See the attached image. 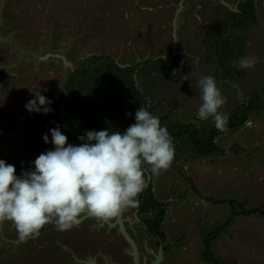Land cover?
<instances>
[{
    "label": "rangeland",
    "instance_id": "rangeland-1",
    "mask_svg": "<svg viewBox=\"0 0 264 264\" xmlns=\"http://www.w3.org/2000/svg\"><path fill=\"white\" fill-rule=\"evenodd\" d=\"M246 1L251 9L244 6ZM256 7L257 21L238 28L245 11L254 16ZM4 21L5 28L0 29V159L13 165L22 154L25 164L15 166L17 175L34 170L32 162L39 156L33 129L41 153L54 147L50 129L59 126L65 135L55 112H29L26 103L35 99L36 92L58 102L70 90L76 95L72 107L82 111L88 105L95 110L92 102H97L98 93L80 89L79 83H92L87 77L96 75L101 63L109 65L101 67L109 74H116V67L124 71L118 85L110 86L111 96L124 92L129 75L147 104L156 106L158 116L167 114L166 122L171 124L193 123L206 131L215 126L211 118L197 116L202 101L196 85L206 75L215 78L226 97L219 111L229 118L242 117V106L256 99L259 107L239 127L215 139L222 153L195 157L185 146L175 147L170 170L149 179L155 197L172 206L160 226L166 247L160 264H211L201 256V237L231 214L227 203L211 200H235L250 209L264 197V0H0V28ZM229 53V58L222 59ZM245 56L257 58L254 68L237 66ZM88 121L89 115L79 122L78 130ZM45 134L49 143L44 142ZM145 176L147 181V172ZM133 209L111 221L112 227L90 217L81 223L87 226L83 233L67 230L66 235L78 238L77 246L84 248L68 245L73 252L62 243L54 222L41 230L40 237L50 243L38 250L35 244L40 237L20 243L15 227L6 221L0 225V264H111L114 259L134 264L133 257L140 251H132L131 237L139 247L144 240L150 245L154 239L148 236L152 213L134 217ZM107 228L115 237L111 242L106 239L100 254L78 251L86 250L87 239L103 235ZM211 250L221 264H264L260 256L264 222L234 217L226 232L212 242Z\"/></svg>",
    "mask_w": 264,
    "mask_h": 264
},
{
    "label": "clouds",
    "instance_id": "clouds-1",
    "mask_svg": "<svg viewBox=\"0 0 264 264\" xmlns=\"http://www.w3.org/2000/svg\"><path fill=\"white\" fill-rule=\"evenodd\" d=\"M257 62L255 56H245L237 66L252 69ZM196 87L202 101L197 116L211 118L216 130L227 133L229 117L219 111L227 100L215 78L203 76ZM51 103L36 92L25 107L48 114L53 111L47 106ZM50 133L54 147L36 157L34 170L17 175L13 165L0 159V225L11 222L20 243L38 238L49 223L63 232L90 217L111 222L138 208L139 195L147 186L146 170L159 176L170 170L175 157L167 127L143 106L135 112V123L123 132L85 130L80 145L69 144L59 126ZM43 139L49 143L47 134Z\"/></svg>",
    "mask_w": 264,
    "mask_h": 264
},
{
    "label": "trees",
    "instance_id": "trees-1",
    "mask_svg": "<svg viewBox=\"0 0 264 264\" xmlns=\"http://www.w3.org/2000/svg\"><path fill=\"white\" fill-rule=\"evenodd\" d=\"M243 6V5H241ZM249 9H251V3L246 1V4ZM246 17L243 14V22L238 25V28L245 26L247 23H252L255 21V15L250 16L247 11H245ZM232 54H225L222 59H227ZM96 58V57H94ZM160 61L162 58H159ZM163 61V60H162ZM167 61V60H166ZM113 62V61H112ZM221 64H224L221 61ZM107 67V64L104 65L101 63L99 68L95 70L96 75H89L87 78L92 83H88L86 86L81 85L80 89H91V92L98 93L97 102H92L95 104V110L87 105L86 110L78 111L76 107H72L73 101L75 98L74 91L68 90L64 96L59 97L58 102H52L48 107L53 109L56 116V122L62 127L63 132L67 136L68 140L72 145H80L85 141H81L79 137L85 133V130H110V131H121L126 130L131 124L135 123V112L140 106L147 108L153 115L158 116L154 111L156 106L150 107L147 104V98L142 94V91L134 86V81L131 76L128 75L127 83L125 84V90L123 93H115L111 96L110 93L111 85H118V80L121 78V74H124V71L121 68L116 67V74H109V71L101 70V67ZM110 67H113V65ZM110 70V69H109ZM112 73V72H111ZM118 74V75H117ZM88 75V72L86 73ZM94 82V83H93ZM80 94V93H77ZM70 95H72L70 97ZM120 96V98H119ZM70 97V98H69ZM124 97V98H123ZM121 99H124L123 102ZM90 103L89 105H92ZM259 107L257 105L256 99L251 98L247 104L242 106V109L239 112H244L243 116H234L233 119L229 118L227 127L230 130L239 127V125L244 122L247 118V114L252 110H255ZM77 112H82L78 114ZM238 112V111H237ZM127 113H132L131 116L126 115ZM42 114V111H41ZM89 115V121L84 129L78 130V124L80 121L84 120L85 117ZM161 122V126H165L168 129L169 134L173 138V143L175 147L185 146L190 150V154L195 157H205L208 155H215L222 153V150H218L215 139L225 134L216 130L215 126L211 130L206 131L203 128L196 127L193 123H176L171 124L167 123V114H162L158 116ZM166 122V123H165ZM33 129V140L36 144L35 149H37L38 154L40 155V142L38 141V136ZM19 163H24L22 154L19 157L15 158L13 166H17ZM146 172L152 177L150 170ZM179 174L182 175V172L179 171ZM152 179L149 181L145 190L141 194L140 205L136 208L139 211V214H151L152 216L147 220L150 222V227L152 232L157 236L161 237L163 240L165 238L164 233L161 231L160 226L169 209L168 202H163L158 200L152 190ZM213 204H222L227 203L232 211L230 217L226 221L214 228L212 231H209L206 235L202 236V258L210 262L211 264H221L214 256L211 250L212 242L220 235L226 232V229L229 227L230 223L233 221L234 217L239 215H264V209L250 208L245 209L242 203H239L235 200H211ZM225 264V263H222Z\"/></svg>",
    "mask_w": 264,
    "mask_h": 264
},
{
    "label": "crops",
    "instance_id": "crops-1",
    "mask_svg": "<svg viewBox=\"0 0 264 264\" xmlns=\"http://www.w3.org/2000/svg\"><path fill=\"white\" fill-rule=\"evenodd\" d=\"M6 2V1H5ZM5 2H3V5H2V12H3V9H4V6H5ZM225 8H227V6H225ZM224 8V9H225ZM256 10H257V12H256V16H255V20L257 21V15H258V8L256 7ZM3 18H4V20H5V17L4 16H2ZM2 18V19H3ZM255 21V22H256ZM5 21L3 22V25L1 26V28L0 29H2V30H4L3 28H5ZM13 24L15 25V24H17L16 22H13ZM18 24H19V22H18ZM194 173H197V168H195L194 170ZM193 174V173H192ZM165 198H167L168 196H164ZM163 198H159V200L160 201H163V202H165V200H162ZM264 197H262L260 200H258L257 201V203H256V207L255 208H258V209H264ZM261 204H263V205H261ZM228 205V204H227ZM261 205V206H260ZM229 206V205H228ZM230 207V206H229ZM171 208H172V206H170L169 205V209H168V211H170L171 210ZM167 211V212H168ZM230 213H231V207H230ZM239 216H244V215H239ZM237 217V216H236ZM250 217H252V219H258L259 220V218H260V221L261 222H264V215H258V214H252V215H248V216H246V218L247 219H249ZM165 219V218H164ZM164 221V220H163ZM105 223H106V221H105ZM111 226L110 227H112V224L110 223V222H108ZM86 225H79V226H77V227H73L72 229H71V231H72V234H73V232H75L76 230H80V232L81 233H83L84 232V230L86 229ZM108 229L109 228H107L104 232L103 231H101V232H103V235H100V234H96L94 237H90V238H88L87 239V242H86V245L88 246V248L86 249V250H78L79 252H81V253H86V252H89V253H92V255L94 256L95 254H100V252L102 251V249L103 250H105V245L107 244L106 243V239L109 241V242H111L112 240H113V236L114 235H111V233L108 231ZM59 233V238L61 239V241H62V243L64 244V246H68V245H72V246H75L76 248H78V249H84L83 248V246H77V242L79 241L78 240V238H76V239H71V237H69V236H67L66 234H67V230L66 231H63V232H58ZM262 234V233H261ZM105 235H108V236H105ZM221 235V234H220ZM219 235V236H220ZM263 235V234H262ZM67 236V237H66ZM218 236V237H219ZM39 237H40V235H39ZM38 237V238H39ZM115 237V236H114ZM217 237V238H218ZM104 238V239H103ZM183 238V237H182ZM216 238V239H217ZM40 239V241L39 242H36V244H35V246H36V248L38 249V250H40V249H45V248H47L48 247V243H50V241L47 239V238H45V237H40L39 238ZM215 239V240H216ZM78 240V241H77ZM103 240V241H102ZM214 240V241H215ZM131 243L134 245V251L136 252V250H137V252H138V244H136L135 242H133V241H131ZM135 243V244H134ZM201 243H202V237H201ZM101 245V246H100ZM70 246H68L67 247V249L68 250H71V252H73L74 251V249H71L70 248ZM91 246V247H90ZM93 246H96V247H93ZM86 251V252H85ZM91 251V252H90ZM121 252H122V254L123 255H125V254H127L123 249H121ZM127 252H128V250H127ZM260 256H264V251L262 252V254L260 255ZM263 259H264V257H263ZM115 260H118V259H115ZM163 260V259H162Z\"/></svg>",
    "mask_w": 264,
    "mask_h": 264
},
{
    "label": "flooded vegetation",
    "instance_id": "flooded-vegetation-1",
    "mask_svg": "<svg viewBox=\"0 0 264 264\" xmlns=\"http://www.w3.org/2000/svg\"><path fill=\"white\" fill-rule=\"evenodd\" d=\"M134 217L140 216L142 217L145 214H139V211L134 208ZM127 219V218H125ZM142 223L144 220H140ZM152 230H150L148 236L152 239H154L152 241V244L150 243V245L146 244V241L148 240H144L142 242V247H138V252L140 251V253H138V257L134 258V264H143V261H147L148 259L152 258L150 260V262H148V264H160L162 262V257H163V251L166 250V247L164 245V241L161 237L157 236L155 233H151ZM131 241L135 242V240L131 237L130 239ZM136 243V242H135ZM134 243V244H135ZM137 244V243H136ZM161 250V253H160ZM134 251V250H132ZM156 252V253H154ZM137 253V250H136ZM159 257V259H158ZM138 258V259H137ZM111 264H128L127 262L123 263L121 260H113Z\"/></svg>",
    "mask_w": 264,
    "mask_h": 264
},
{
    "label": "water",
    "instance_id": "water-1",
    "mask_svg": "<svg viewBox=\"0 0 264 264\" xmlns=\"http://www.w3.org/2000/svg\"><path fill=\"white\" fill-rule=\"evenodd\" d=\"M173 36L175 37V34L173 33ZM0 39H1V36H0ZM149 179H150V175L147 173V181L149 182ZM121 220V219H120ZM120 220H118L119 221V223L121 224L122 222L120 221ZM127 236V235H126ZM129 236V235H128ZM127 236V237H128ZM129 239H130V237H129ZM133 247H134V245H133ZM160 253H161V250H160ZM158 259H159V257H158Z\"/></svg>",
    "mask_w": 264,
    "mask_h": 264
}]
</instances>
